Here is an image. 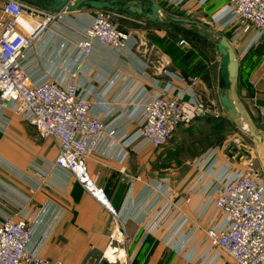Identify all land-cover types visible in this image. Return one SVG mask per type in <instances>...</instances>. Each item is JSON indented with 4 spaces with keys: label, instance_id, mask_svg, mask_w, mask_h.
<instances>
[{
    "label": "crops",
    "instance_id": "1",
    "mask_svg": "<svg viewBox=\"0 0 264 264\" xmlns=\"http://www.w3.org/2000/svg\"><path fill=\"white\" fill-rule=\"evenodd\" d=\"M155 1L164 8L179 0ZM180 2L185 10L201 11L206 2L211 12L219 4V0ZM74 15L89 22L93 12ZM128 21L155 28L143 20ZM237 26L231 24L224 30L231 33L227 40L239 65L238 101L264 132V39L255 30L243 33ZM133 38L137 46L133 54L97 48L90 61L79 59V65L69 61V70L80 71L83 94L93 100V92L98 91L95 98L99 103L94 106L99 116L108 124L119 123L125 134L117 142L103 140L86 160L87 172L104 191L114 213L92 199L67 171L55 166L58 153L50 140L40 137L34 144L29 134L23 140L21 122L16 121L17 126L14 120H0V222L17 210L33 213L28 250L51 264H235L222 252H213L205 237L204 228L226 225V217L214 209L209 192L215 184H226L244 174L246 159H257L258 175L264 173V154L256 145L252 151L241 144L232 148L234 158L229 153L233 161L209 153L189 155L177 169L157 170L155 148L144 145L134 132L142 122L141 103L160 93L202 103L214 114L216 105L222 109L217 71L214 74L210 62L196 57L179 41L160 39L146 44ZM50 41L46 33L36 42L32 51L36 59L30 70L33 75L47 74L62 81L65 74L58 68L65 42L61 39L51 47ZM173 47L177 50L171 51ZM151 52L156 57L150 63L146 57ZM87 61L90 65L84 64ZM0 106L1 113L7 106L1 100ZM207 118L214 117L195 122ZM119 229L123 240H111Z\"/></svg>",
    "mask_w": 264,
    "mask_h": 264
},
{
    "label": "built area",
    "instance_id": "2",
    "mask_svg": "<svg viewBox=\"0 0 264 264\" xmlns=\"http://www.w3.org/2000/svg\"><path fill=\"white\" fill-rule=\"evenodd\" d=\"M223 18L225 25L236 24L243 33L255 30L264 39V0H229ZM61 14H45L16 0L0 4V100L33 127L41 138L50 140L57 150L55 166L67 171L95 201L114 213L104 191L86 169V160L107 139L119 141L125 134L119 123L108 124L94 104L83 94L76 73L62 81L47 74L33 75L32 51L45 29L40 19ZM104 12H93L78 39L76 48L84 57H95L98 50L128 52L135 39L121 32ZM28 21L30 30L21 21ZM179 45L188 47L184 40ZM41 72V71H38ZM210 113L202 103L157 93L141 103L142 122L138 135L144 145L161 148L180 126L188 127ZM241 155V154H240ZM242 157V156H240ZM214 209L226 217L222 229L206 227L205 237L235 264H264V184L257 180L252 159H246L245 173L226 184H215L210 192ZM33 213L15 211L0 222V264H51L31 252ZM123 231L111 240H123ZM55 264H61L57 262Z\"/></svg>",
    "mask_w": 264,
    "mask_h": 264
},
{
    "label": "rangeland",
    "instance_id": "3",
    "mask_svg": "<svg viewBox=\"0 0 264 264\" xmlns=\"http://www.w3.org/2000/svg\"><path fill=\"white\" fill-rule=\"evenodd\" d=\"M2 0H0L1 4ZM182 2V1H181ZM180 0L176 1L174 5L164 6V10L168 13H175L176 16L192 19L195 21L202 22L208 25L212 30L217 32L221 37L227 39L231 38V33L226 32V26L223 22V18L228 12L231 4L229 0H219V4L214 11L211 12V7L209 3L204 2V10L201 11L200 8H193L190 10H185L182 8L183 3L181 4ZM172 14V15H175ZM110 19L113 21L114 25L121 32H124L127 35L136 37L146 44L157 43L160 39H166L171 42L184 40L188 43V47L195 53L196 57L199 59L206 60L210 62L214 74L217 71L219 58L214 52L213 45L209 41L208 37L197 29H187L186 27L180 28H165L162 25H159L155 28L150 27L149 25H141L132 21L124 20L118 18L117 16L110 15ZM38 20L45 22V29L43 34L49 33L51 37V47L59 44V40L63 39L65 46H63L62 51L65 55L61 58V66L58 68L60 73L62 72L65 75L70 73L78 74L80 71H71L69 70L70 62L77 63L79 65V59L90 61V57H84L83 54L76 48L78 39L82 36L84 29L88 25L86 19H82L75 15H57L53 19L47 17H41ZM238 28V26H237ZM223 29V30H222ZM260 36V35H259ZM262 38L261 36L259 37ZM263 39V38H262ZM67 42V43H66ZM64 45V44H63ZM137 48V46L135 47ZM132 48L128 50L127 53L133 54L137 49ZM150 47H145L148 50ZM142 50V49H140ZM150 50V49H149ZM177 49L173 47L171 51H176ZM143 51V50H142ZM149 52V51H148ZM110 55V54H108ZM148 55V54H147ZM146 57V56H145ZM156 57L155 54L152 55V52L146 57L150 63ZM71 60V61H70ZM70 61V62H69ZM84 64L90 65L89 62ZM148 63V62H147ZM255 66V65H254ZM65 75H63L65 77ZM3 106H0V109ZM214 118L207 120L206 122H195L188 127L178 128L173 132L164 146L161 148L153 149L155 154V168L157 170L170 167L171 169H177L182 165L183 161L187 157L202 155L209 153L212 157H217L219 160H231L233 161L234 155L232 148L239 147L241 144H247L252 151H254V137L248 128H244V121L239 116L236 121H231L227 118L226 114L222 109L217 105L214 111ZM0 120H6L7 122L14 120L13 124L19 126L18 122H21L23 127V140H28L29 135L34 144L41 141L38 132L34 131L32 128L28 127V123L24 122L18 114L15 113L13 109L5 108V111H1ZM18 121V122H16ZM29 129H31L29 133ZM138 126L135 128L134 132H137ZM29 134V135H28ZM240 143V144H239ZM29 146H33L30 142ZM24 150V147H23ZM233 158H231V155ZM254 153V152H253ZM230 156H229V155ZM254 168L257 174V180L260 183L264 184V173L258 175L259 163L257 159H253ZM213 252L220 251L214 247H211ZM222 252V251H220ZM223 253V252H222ZM224 254V253H223Z\"/></svg>",
    "mask_w": 264,
    "mask_h": 264
},
{
    "label": "water",
    "instance_id": "4",
    "mask_svg": "<svg viewBox=\"0 0 264 264\" xmlns=\"http://www.w3.org/2000/svg\"><path fill=\"white\" fill-rule=\"evenodd\" d=\"M20 4L45 14L74 15L82 12H104L128 20H143L152 26L177 25L202 31L213 45L219 58L217 87L219 104L228 119L236 121L240 116L250 129L254 143L264 154V132L258 130L249 113L238 101L237 78L239 65L236 54L227 39L208 25L192 19L172 15L155 0H16ZM207 117H214L206 113Z\"/></svg>",
    "mask_w": 264,
    "mask_h": 264
},
{
    "label": "bare ground",
    "instance_id": "5",
    "mask_svg": "<svg viewBox=\"0 0 264 264\" xmlns=\"http://www.w3.org/2000/svg\"><path fill=\"white\" fill-rule=\"evenodd\" d=\"M22 25L26 28V29H29L30 30V25L28 24L29 22L28 21H21ZM245 123V122H244ZM244 128H247V125L244 124ZM263 153V152H262Z\"/></svg>",
    "mask_w": 264,
    "mask_h": 264
},
{
    "label": "trees",
    "instance_id": "6",
    "mask_svg": "<svg viewBox=\"0 0 264 264\" xmlns=\"http://www.w3.org/2000/svg\"><path fill=\"white\" fill-rule=\"evenodd\" d=\"M171 14H175V13H171ZM176 15V14H175ZM126 20H128V19H126ZM112 21V20H111ZM113 22V21H112ZM114 24V23H113ZM163 26V25H162ZM155 27H157V26H155ZM165 28H169L170 29V27L171 28H180V27H182V26H177V25H169V26H164ZM207 119H209V118H207ZM209 120H211V118L209 119Z\"/></svg>",
    "mask_w": 264,
    "mask_h": 264
}]
</instances>
